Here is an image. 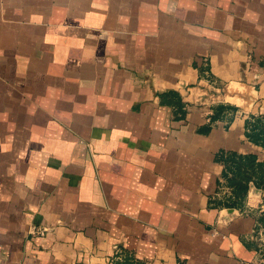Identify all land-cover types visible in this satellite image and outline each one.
<instances>
[{"label": "crops", "instance_id": "0c3cea01", "mask_svg": "<svg viewBox=\"0 0 264 264\" xmlns=\"http://www.w3.org/2000/svg\"><path fill=\"white\" fill-rule=\"evenodd\" d=\"M257 114L264 0H0V264H264Z\"/></svg>", "mask_w": 264, "mask_h": 264}, {"label": "trees", "instance_id": "16d2710c", "mask_svg": "<svg viewBox=\"0 0 264 264\" xmlns=\"http://www.w3.org/2000/svg\"><path fill=\"white\" fill-rule=\"evenodd\" d=\"M244 129V135L250 142L264 148V114L250 116L244 123ZM216 161L221 165L220 177L230 190L228 205L240 202L250 184L254 187L264 185V159L259 161L251 153L221 152Z\"/></svg>", "mask_w": 264, "mask_h": 264}, {"label": "built area", "instance_id": "2783aa9c", "mask_svg": "<svg viewBox=\"0 0 264 264\" xmlns=\"http://www.w3.org/2000/svg\"><path fill=\"white\" fill-rule=\"evenodd\" d=\"M240 264H251V263H240Z\"/></svg>", "mask_w": 264, "mask_h": 264}]
</instances>
